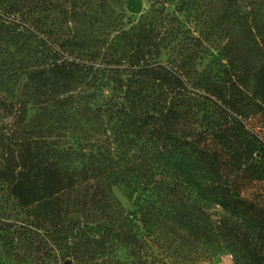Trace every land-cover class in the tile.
Returning a JSON list of instances; mask_svg holds the SVG:
<instances>
[{
    "label": "trees",
    "instance_id": "1",
    "mask_svg": "<svg viewBox=\"0 0 264 264\" xmlns=\"http://www.w3.org/2000/svg\"><path fill=\"white\" fill-rule=\"evenodd\" d=\"M128 7L0 0V263L264 264V0Z\"/></svg>",
    "mask_w": 264,
    "mask_h": 264
},
{
    "label": "rangeland",
    "instance_id": "2",
    "mask_svg": "<svg viewBox=\"0 0 264 264\" xmlns=\"http://www.w3.org/2000/svg\"><path fill=\"white\" fill-rule=\"evenodd\" d=\"M150 7V0H129V7L126 14L130 17H138L140 14L146 12ZM168 9L171 10L172 6L169 5ZM221 56L217 51L213 52V55H209L204 59L202 67L208 63H214L212 61H219ZM211 60V61H210ZM210 61V62H209ZM34 114L33 110H29L27 119L32 118ZM115 194L120 198L125 207H129V201L123 195L121 189H115ZM216 214H220L219 209H215ZM114 254L117 258L123 261L130 262V258L127 254L125 247L118 246L114 250ZM155 254L158 258H161L156 264H236L233 255L227 250H216V249H195L186 246L184 251L178 255L176 250L172 249H157ZM3 264V263H0Z\"/></svg>",
    "mask_w": 264,
    "mask_h": 264
},
{
    "label": "water",
    "instance_id": "3",
    "mask_svg": "<svg viewBox=\"0 0 264 264\" xmlns=\"http://www.w3.org/2000/svg\"><path fill=\"white\" fill-rule=\"evenodd\" d=\"M64 264H71V262H69V261H66Z\"/></svg>",
    "mask_w": 264,
    "mask_h": 264
}]
</instances>
